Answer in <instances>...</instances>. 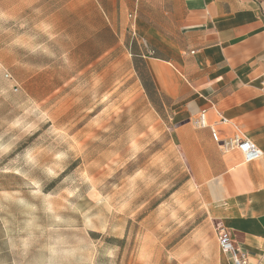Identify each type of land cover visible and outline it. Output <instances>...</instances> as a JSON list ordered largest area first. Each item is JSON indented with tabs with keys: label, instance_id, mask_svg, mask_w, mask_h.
Wrapping results in <instances>:
<instances>
[{
	"label": "rangeland",
	"instance_id": "obj_1",
	"mask_svg": "<svg viewBox=\"0 0 264 264\" xmlns=\"http://www.w3.org/2000/svg\"><path fill=\"white\" fill-rule=\"evenodd\" d=\"M104 22L95 0H0V242L166 264L204 220L199 187L167 100Z\"/></svg>",
	"mask_w": 264,
	"mask_h": 264
},
{
	"label": "crops",
	"instance_id": "obj_2",
	"mask_svg": "<svg viewBox=\"0 0 264 264\" xmlns=\"http://www.w3.org/2000/svg\"><path fill=\"white\" fill-rule=\"evenodd\" d=\"M95 2L110 33L121 29L135 65L145 66L143 92L167 100L169 128L199 187L204 220L166 264H231L218 246L219 227L249 264H264V0ZM235 136L262 156L245 163L225 149ZM56 262L0 242V264Z\"/></svg>",
	"mask_w": 264,
	"mask_h": 264
},
{
	"label": "built area",
	"instance_id": "obj_3",
	"mask_svg": "<svg viewBox=\"0 0 264 264\" xmlns=\"http://www.w3.org/2000/svg\"><path fill=\"white\" fill-rule=\"evenodd\" d=\"M198 125H205L203 114H201L198 119ZM212 138L216 140L215 134H212ZM224 147L229 150L236 149L241 154L245 163L254 162L262 156V151L252 141L246 138L241 139L238 136H235V138L230 140L227 144H224ZM217 241L221 252L229 256L231 264H249L248 254L241 251V249L233 243L228 230L219 227L217 229Z\"/></svg>",
	"mask_w": 264,
	"mask_h": 264
}]
</instances>
